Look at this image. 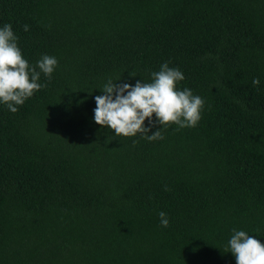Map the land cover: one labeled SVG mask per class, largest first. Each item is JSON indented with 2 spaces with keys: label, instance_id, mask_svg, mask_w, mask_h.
I'll return each instance as SVG.
<instances>
[{
  "label": "trees",
  "instance_id": "1",
  "mask_svg": "<svg viewBox=\"0 0 264 264\" xmlns=\"http://www.w3.org/2000/svg\"><path fill=\"white\" fill-rule=\"evenodd\" d=\"M5 23L58 66L0 103V264H236L233 229L264 243V0H0ZM164 62L205 100L195 127L95 123L109 77Z\"/></svg>",
  "mask_w": 264,
  "mask_h": 264
},
{
  "label": "clouds",
  "instance_id": "2",
  "mask_svg": "<svg viewBox=\"0 0 264 264\" xmlns=\"http://www.w3.org/2000/svg\"><path fill=\"white\" fill-rule=\"evenodd\" d=\"M23 28L29 30L27 24ZM57 66V58L47 54L42 55L35 65L30 64L18 46V36L12 25L5 23L0 27V103L5 104L10 112L16 113L18 106L45 87L39 82L41 73L50 80ZM150 75L149 82L137 80L134 85L114 83L120 77H109L99 88L103 94L94 97L95 123L114 130L117 137L140 135L149 141L163 139L161 126L165 129L173 124L179 128L195 127L201 119L205 100L194 95L189 88L181 90L177 87L185 78L181 70L164 62ZM259 83V78H253V85ZM146 119L148 126H145ZM154 124L159 128L149 135ZM158 215L161 226L168 227L166 213L161 211ZM232 232L224 252L230 251L236 264H264V243L244 230L233 229Z\"/></svg>",
  "mask_w": 264,
  "mask_h": 264
}]
</instances>
